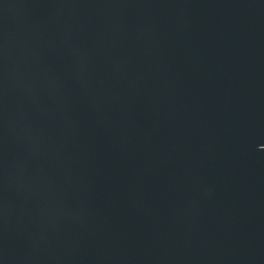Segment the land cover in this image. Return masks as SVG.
<instances>
[{"label":"water","instance_id":"obj_1","mask_svg":"<svg viewBox=\"0 0 264 264\" xmlns=\"http://www.w3.org/2000/svg\"><path fill=\"white\" fill-rule=\"evenodd\" d=\"M0 264H264V0H0Z\"/></svg>","mask_w":264,"mask_h":264}]
</instances>
